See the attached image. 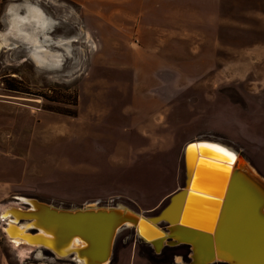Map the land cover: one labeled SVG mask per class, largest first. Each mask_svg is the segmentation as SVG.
Masks as SVG:
<instances>
[{"label": "rangeland", "instance_id": "rangeland-1", "mask_svg": "<svg viewBox=\"0 0 264 264\" xmlns=\"http://www.w3.org/2000/svg\"><path fill=\"white\" fill-rule=\"evenodd\" d=\"M0 44V157L24 167L18 183L0 177V213L23 196L155 216L198 141L264 178V0H0ZM199 175L217 196L222 174ZM194 199L184 224L213 233ZM4 227L0 264H71ZM152 253L125 227L110 264H165Z\"/></svg>", "mask_w": 264, "mask_h": 264}, {"label": "water", "instance_id": "water-1", "mask_svg": "<svg viewBox=\"0 0 264 264\" xmlns=\"http://www.w3.org/2000/svg\"><path fill=\"white\" fill-rule=\"evenodd\" d=\"M205 145L211 144L198 141L186 147L185 185L155 216L120 206L62 209L19 196L17 202L24 206L9 205L0 213V221L16 245L48 251L54 259L71 264H110L117 235L128 226L157 254L167 246L188 245L189 264H264V178L251 165L242 167L238 161L235 166L213 233L184 224L194 205L191 188L195 187L188 150L199 148L203 154ZM208 203L210 209L219 207ZM207 225L202 227L212 229V223Z\"/></svg>", "mask_w": 264, "mask_h": 264}, {"label": "bare ground", "instance_id": "bare-ground-1", "mask_svg": "<svg viewBox=\"0 0 264 264\" xmlns=\"http://www.w3.org/2000/svg\"><path fill=\"white\" fill-rule=\"evenodd\" d=\"M34 20L39 21L40 17H35ZM41 22L43 25L47 24V22L44 19ZM206 143H209V142H206ZM210 144L211 145H205L204 147H202L203 154H201V152L199 151V148H196V149L189 148L188 157H189V162L192 167L193 187L195 186L194 188H191V191H192L191 196H193V198L195 197V199L197 197L198 199H203V200H207V201L215 202L219 204V207L216 210H213V209L208 210L207 208H205V211L203 212L204 213L203 219L205 220H200L203 222L205 221V223H209V222L212 223V229L215 231L217 223H218V219H219V214L221 212V208L225 200V196L227 195V191L229 188V182L231 180L235 166L238 164V161L240 163V166L245 167L246 165L245 163L242 162L241 158L238 157L237 155L238 153L234 154L231 152V150H234L231 147L218 143V142H212ZM215 149H223V152L216 151ZM224 153H227V155H225ZM204 154H208L209 156H205ZM203 167H207L209 170L213 172H219L220 174H222L221 181H220L221 183L218 184L217 189L215 190V195L217 196H213L211 194L196 190L197 183L203 179V177H200L199 175L200 169ZM220 195L224 197H221ZM193 202L195 204V201ZM198 202L200 201L198 200ZM190 216L193 217L195 215L188 214V217Z\"/></svg>", "mask_w": 264, "mask_h": 264}, {"label": "flooded vegetation", "instance_id": "flooded-vegetation-1", "mask_svg": "<svg viewBox=\"0 0 264 264\" xmlns=\"http://www.w3.org/2000/svg\"><path fill=\"white\" fill-rule=\"evenodd\" d=\"M170 202V201H169ZM163 227L165 228L166 225L163 224ZM152 250H153V256L152 255H149V256H152V258H156V255L155 254V250L154 248L152 247ZM168 250V251H167ZM177 255L181 256L182 258V262L179 263V264H189L192 260H191V249L188 245H180V246H177V247H170V246H167L164 248V251L162 252L161 255H159V257H162V260L165 261V264H170L173 260L174 257H177ZM148 256V257H149ZM213 264H225V263H221V262H216V263H213Z\"/></svg>", "mask_w": 264, "mask_h": 264}, {"label": "crops", "instance_id": "crops-1", "mask_svg": "<svg viewBox=\"0 0 264 264\" xmlns=\"http://www.w3.org/2000/svg\"><path fill=\"white\" fill-rule=\"evenodd\" d=\"M0 107H3V105L0 104ZM5 158L6 157L4 156L0 157V177H14L13 181L18 183L19 181H21V174H23L24 172L23 165H21L20 161H17V163H13Z\"/></svg>", "mask_w": 264, "mask_h": 264}, {"label": "snow or ice", "instance_id": "snow-or-ice-1", "mask_svg": "<svg viewBox=\"0 0 264 264\" xmlns=\"http://www.w3.org/2000/svg\"><path fill=\"white\" fill-rule=\"evenodd\" d=\"M216 151H220L223 152V149H215ZM225 155H227V153H224Z\"/></svg>", "mask_w": 264, "mask_h": 264}]
</instances>
